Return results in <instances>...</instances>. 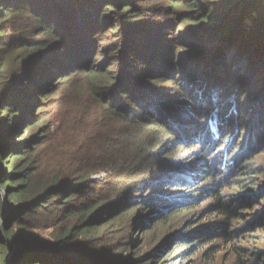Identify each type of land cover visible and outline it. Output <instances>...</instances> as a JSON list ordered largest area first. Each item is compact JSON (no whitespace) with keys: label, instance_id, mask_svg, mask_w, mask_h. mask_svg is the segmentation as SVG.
Segmentation results:
<instances>
[{"label":"trees","instance_id":"1","mask_svg":"<svg viewBox=\"0 0 264 264\" xmlns=\"http://www.w3.org/2000/svg\"><path fill=\"white\" fill-rule=\"evenodd\" d=\"M149 25L158 43L174 27L188 30L151 51ZM114 33L122 48L108 40ZM183 47L206 55H181ZM140 53L148 64L140 72L111 69L126 56L138 63ZM259 78L264 0H0V160L10 152L0 162L2 264H198V254L210 261L215 237L245 214L260 216L264 204L260 154L249 157L237 139L247 130L255 148L264 139L261 119L237 122L250 112L251 97L239 103L245 87H260ZM62 84L76 103L53 136V120L39 112ZM161 84L173 87L169 95L155 94ZM256 92L264 106V87ZM184 142L200 154L171 163ZM45 144L54 154L42 175ZM166 144L170 156L157 161ZM198 170L214 182L224 173L225 182L205 187L193 180ZM249 177L252 187L243 182ZM229 182L243 192L225 195ZM199 200L214 202L221 220L200 226L192 215ZM127 237L138 240L130 251ZM259 255L237 248L233 264Z\"/></svg>","mask_w":264,"mask_h":264},{"label":"rangeland","instance_id":"2","mask_svg":"<svg viewBox=\"0 0 264 264\" xmlns=\"http://www.w3.org/2000/svg\"><path fill=\"white\" fill-rule=\"evenodd\" d=\"M152 1V0H151ZM155 15V14H154ZM152 18V17H151ZM153 19V18H152ZM147 21H150V18L147 19ZM186 24V23H185ZM155 25V24H154ZM154 25H149L148 28H144L143 32L145 34H147V37L150 41V46L148 49L151 48V51H155L152 50V48H155L156 50L158 49L157 46H159L162 42V40L165 38L169 39L170 42H172L171 44H175L176 40H178L180 38V34L185 33L187 30H185L184 28L182 29H178L176 27L173 28V32H166L163 39L161 40L160 43L159 42V37L156 36V32L153 30L154 29ZM187 28H193V30H196V27L193 26H187ZM106 29V28H105ZM87 34V30L84 31L82 33V37H86ZM117 36V33H114L113 35L108 34V40L109 41H115V37ZM94 37V36H93ZM131 36H128V38H130ZM83 41V40H82ZM75 43H77L76 41H74ZM115 43H119L120 47L122 45V43H120V39H118L117 41H115ZM141 49H143L146 45L142 44L140 45ZM177 45L173 46V48L175 49L173 55L177 54ZM122 48V47H121ZM218 46H213L212 48H208L203 50L205 53H209L214 50L217 49ZM127 51H129L128 48H126ZM153 53V52H151ZM179 53L182 55H187L189 57H194L199 58V57H203L204 55H206L205 53L199 52V51H193V49L191 47H183L181 48V50L179 51ZM137 57H139V61L138 63H136V59L135 58H131L130 60H127L129 58V56H126V58H124L123 60H121L120 64L113 66L111 69L112 70H116V72H120L121 71V76L123 71L129 72L130 74H133L132 72L136 73V69L137 72H140L144 66L148 65L146 61H144L143 59L146 57L143 55V53H140L139 55H136ZM99 61V60H98ZM131 67H130V66ZM203 70V69H202ZM120 77V74L117 75V78ZM257 82H259V86L258 84L254 85V87L246 88L245 87V92L243 93V97L245 98V100L243 101H239V103H245L250 97H251V101H248V105L250 107L249 109V113L248 116L247 114L244 116V120L241 121L237 120V122L239 123V125L241 124H245V123H252L255 120L261 119L262 121H264V106H259L258 105V101H260V99H258L259 97H257L258 93L256 92L259 88V90L261 91L262 88L264 86H262L264 84V78H259L258 80H255ZM69 84H62L59 88V90L57 91V95L55 96L53 94L52 97L49 98L48 102L44 105V108L42 109V111L39 112L40 115V119L43 120H48L50 121L51 119L53 120V125L51 127L52 130V134H55L53 136H57L60 134V131L62 130V125L59 126L60 121L66 119L69 115V113L71 112L73 106L76 103V100H74L72 97V95H70V93L67 94V97L64 96L66 95V90L64 87H68ZM159 90L155 92V94H163V95H167L168 93H170V90H173V87L170 84H161V88H158ZM71 97H70V96ZM169 95V94H168ZM258 100V101H257ZM230 107H234L233 104H231ZM257 116L255 117L254 116ZM252 116H254V118H252ZM59 127V128H58ZM242 128V127H239ZM24 134V135H23ZM23 134L19 135L20 136H24V140H23V144H25V139L28 136L27 132H24ZM255 133H252L250 131L247 130V132H244L242 135H239L237 137V139L240 137L239 142H238V146L242 149L246 148V146L248 147L249 145V149H248V154L249 157L252 155H257L258 153L260 155H257L256 158V162L255 165H257L258 168H264V139L260 140L258 137V141H257V147L255 148L254 145L256 143L255 141ZM261 137L264 138L263 135H261ZM16 140L18 139L15 138ZM165 141V140H164ZM163 141V142H164ZM169 140H166L165 143H168ZM185 146L180 147L178 150H176L175 152H172V154H174V160H171V163L173 164H178L180 165L185 164L188 161H192V158H196V156L198 154H200L201 152V148L200 146L191 148V149H187L186 147H188L190 142H184ZM208 145H205L206 149ZM224 148L228 147V143H226L224 146ZM43 152L40 155L39 160V165H40V169H41V174L42 175H46V172L48 170V166L51 164L52 162V158H53V154L54 152L51 150L49 144H45L43 146ZM42 148H38L37 152L41 151ZM226 150V149H225ZM161 151V154L159 155V159H157V161H161V162H165L167 161V157L170 156V153L167 149V144L164 145L163 147L160 148L159 152ZM208 151V149H207ZM159 152L157 154H159ZM223 152V149H222ZM207 152L203 153L204 155ZM10 155V152L7 153L5 156L2 157V159L0 160V162L2 163L4 160L7 159V157ZM170 161V160H168ZM14 162H11V165ZM166 163V162H165ZM201 162H198L197 164H200ZM199 166V165H197ZM213 166H215V163H213ZM216 167V166H215ZM1 170V168H0ZM216 171V170H215ZM225 172V171H224ZM195 175H193V180H200L203 181V183L201 185H204L205 187H217V185L220 184V182L224 183L225 182V175L224 173L221 175V172L214 175L216 182H214L213 180H207L206 178L209 177V174L204 175L202 174V172H200V170H198L197 172L194 173ZM245 180L243 181L244 183H247V187H252V181L253 178L249 177V178H244ZM264 179V178H263ZM112 181H115L116 183L121 184L122 186L125 185H129V184H133L135 182H137L134 179H112ZM217 181H219V184H217ZM231 183L229 182L226 185V189H225V195H233L234 193H240L243 192L242 189H240L238 186H236L235 188L230 186ZM140 187V186H139ZM251 191V190H250ZM184 192H175V194H182ZM199 200L200 202V206L195 210V213H192L193 217L196 214H199V225L203 226L205 224L208 223H212V222H216L217 220L220 221L221 219L218 218V216L214 215V202L212 201H202ZM208 211L211 212V215L205 216L204 212ZM257 215L261 214L258 217L252 216L251 213L250 214H245V220H238L234 223V225L232 227H228V233L225 234H220L218 236L215 237V241L213 244H211L208 248L211 249H215V251H218L216 254H213L210 256V261L209 259L205 258V256L198 254L196 256V259L199 260L198 264H233L234 262V251L237 250V248L239 249H247V250H254L257 252H260L259 257H252L251 258V264H264V204L261 208H259L256 213ZM258 227V228H256ZM253 229H258L256 230L257 232H253ZM43 236L47 235L48 232L47 231H41L40 232ZM138 240H135L134 238L132 239V237L130 238H126V243L127 246L126 248L128 249V251L132 250L136 244H137ZM140 244V242H139ZM146 243H143V246H145ZM176 255L175 258L180 254L179 250L175 251ZM165 254H162L161 259H164ZM161 259H157L158 261H160ZM165 263V262H164ZM0 264H2V257H0ZM166 264V263H165Z\"/></svg>","mask_w":264,"mask_h":264}]
</instances>
